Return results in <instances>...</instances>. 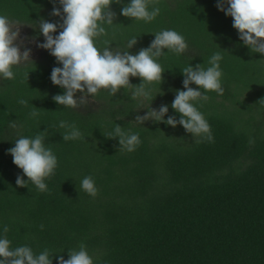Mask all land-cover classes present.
<instances>
[{
  "label": "trees",
  "instance_id": "trees-1",
  "mask_svg": "<svg viewBox=\"0 0 264 264\" xmlns=\"http://www.w3.org/2000/svg\"><path fill=\"white\" fill-rule=\"evenodd\" d=\"M0 264H264V0H0Z\"/></svg>",
  "mask_w": 264,
  "mask_h": 264
},
{
  "label": "rangeland",
  "instance_id": "rangeland-1",
  "mask_svg": "<svg viewBox=\"0 0 264 264\" xmlns=\"http://www.w3.org/2000/svg\"><path fill=\"white\" fill-rule=\"evenodd\" d=\"M42 48L39 41L28 38L19 26H6L0 30V59L22 61L25 58H38Z\"/></svg>",
  "mask_w": 264,
  "mask_h": 264
}]
</instances>
